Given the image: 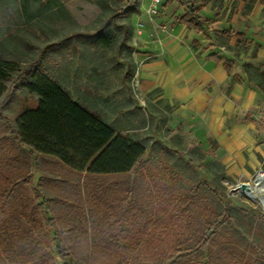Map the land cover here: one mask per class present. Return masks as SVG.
I'll list each match as a JSON object with an SVG mask.
<instances>
[{
    "label": "rangeland",
    "instance_id": "374dc122",
    "mask_svg": "<svg viewBox=\"0 0 264 264\" xmlns=\"http://www.w3.org/2000/svg\"><path fill=\"white\" fill-rule=\"evenodd\" d=\"M136 2L127 10L126 0H0V61L10 77L35 63L72 101L147 152L129 175L84 176L17 144L0 125V208L21 227H43L48 237L32 257L40 264H62L59 252H71L78 228L98 238L89 222L104 225L106 240L113 221L188 215L184 231L207 238L198 262L229 254V264H264V211L235 189L258 175L264 159V94L238 82L246 64L264 71V6L244 14L243 0H215L216 14L207 3L198 11L205 31L196 33L178 24L189 10L177 1L161 0L155 10L150 0ZM227 29L229 40L221 34ZM210 55L235 66L222 77ZM32 73L13 87L3 83L0 111L15 130L31 101L23 86ZM237 84L255 92L249 108L230 97ZM228 99L234 109L224 117L219 106Z\"/></svg>",
    "mask_w": 264,
    "mask_h": 264
},
{
    "label": "trees",
    "instance_id": "16d2710c",
    "mask_svg": "<svg viewBox=\"0 0 264 264\" xmlns=\"http://www.w3.org/2000/svg\"><path fill=\"white\" fill-rule=\"evenodd\" d=\"M136 1L126 0V9H133ZM174 1L189 10V13L178 20V24L185 25L189 30L204 32L206 23L198 11L210 2L212 7L216 8L215 0ZM243 1L245 4L241 12L244 14L250 12L255 3L264 6V0ZM218 11L219 8H216V14ZM221 34L227 40L234 35L232 29L224 30ZM235 36L236 46L240 48L244 44L245 36L242 32ZM251 56L255 58V52H252ZM209 58L217 64L221 62L216 55H210ZM35 65L32 63L16 76L10 77L11 66L0 61V94L5 91L4 82L11 80L13 87L33 71L31 80L23 86L31 101L23 106L16 118L17 130L9 117L0 111V125L3 131L14 137L17 144L31 149L36 155L54 157L71 172L96 178L127 174L143 160L146 153L144 146L113 130L93 112L72 101L66 92L42 71L35 70ZM233 65L235 64L231 60H227L223 68L227 71ZM242 72L246 82L264 94V71L246 64ZM241 80L242 77L239 78V81ZM8 97L2 104L7 102ZM261 161L264 170V159ZM177 206L176 202L174 209ZM11 217L7 210L0 208V264H40L32 257L33 254L40 256L43 250L41 237H48L43 232V227H21L19 222ZM190 217H160L154 218L153 222L152 218L113 221L108 226L105 225V228L112 230L106 240L101 238V228L104 225L101 226L100 222H89L100 229L101 232H97L99 237L95 238L92 233L89 238L84 237L81 230L76 229L75 232L79 236H76L69 246V254L62 250L59 252L60 263L106 264V261L121 257V264H205L198 262L195 256L208 247L206 236H193L184 231V228L190 225ZM220 225L221 223H217L214 230ZM196 238L198 239L195 240ZM222 257L225 258L223 262L221 258L215 257L218 262L216 264H229L235 259L229 254ZM238 264H242L241 259Z\"/></svg>",
    "mask_w": 264,
    "mask_h": 264
},
{
    "label": "crops",
    "instance_id": "0c3cea01",
    "mask_svg": "<svg viewBox=\"0 0 264 264\" xmlns=\"http://www.w3.org/2000/svg\"><path fill=\"white\" fill-rule=\"evenodd\" d=\"M183 25V24H182ZM181 25V26H182ZM185 26V25H184ZM186 28V27H185ZM189 30V29H188ZM195 31V30H194ZM196 32V31H195ZM197 33V32H196ZM210 59V62L211 63H213L214 65H220L221 67H220V71H218L219 73V75H221L222 77L223 76H225L227 73V71L223 68V64H224V62H222V60H221V62L220 63H216L214 60H211V58H209ZM235 65H233L232 67H234ZM231 67V68H232ZM230 68V69H231ZM229 69V70H230ZM208 71V70H207ZM203 72V71H202ZM202 74V73H201ZM204 74H206L205 72H203V74H202V78L201 79H204L205 77H206V75H204ZM239 78H241L242 77V80L241 81H243V80H245V77H244V74H243V76L241 75V77L240 76H238ZM239 78H238V82L239 83H241V81H239ZM246 81V80H245ZM247 83V82H246ZM248 84V83H247ZM249 85V84H248ZM244 89L240 86V85H235L234 86V89H233V91H232V93H230V97H233L234 99H240L241 100V103H243V105L245 104V109L246 108H249L250 106H252L253 104H254V95H255V92H253V91H243ZM256 92H257V90H255ZM260 93V92H259ZM229 104H231L232 106H231V108L230 109H228V105ZM219 109H220V112H221V115L222 116H226V115H231L230 113L233 111V109H234V105L231 103V100H223V103H222V105L221 106H219ZM145 157H147V152L145 153V155H144V157L143 158H145ZM138 165V164H137ZM136 165V166H137ZM135 166V167H136ZM134 167V168H135ZM134 168L130 171V172H132L133 170H134ZM130 172L129 173H127V174H122V175H116V176H126V175H129L130 174ZM128 189H130V190H132V189H134L135 190V186H134V183L133 184H131L130 186H129V188ZM129 190V191H130ZM121 192H126L125 190H121ZM124 199L122 198V200L121 201H123ZM153 220H154V218H152V222H153ZM144 264H149V263H144Z\"/></svg>",
    "mask_w": 264,
    "mask_h": 264
},
{
    "label": "bare ground",
    "instance_id": "6f19581e",
    "mask_svg": "<svg viewBox=\"0 0 264 264\" xmlns=\"http://www.w3.org/2000/svg\"><path fill=\"white\" fill-rule=\"evenodd\" d=\"M248 189L241 192L253 205L264 211V171L259 170L258 175L246 182Z\"/></svg>",
    "mask_w": 264,
    "mask_h": 264
},
{
    "label": "water",
    "instance_id": "95a60500",
    "mask_svg": "<svg viewBox=\"0 0 264 264\" xmlns=\"http://www.w3.org/2000/svg\"><path fill=\"white\" fill-rule=\"evenodd\" d=\"M261 170V169H259ZM236 190L240 191V192H244L245 190L248 189V186L246 185V183H239L236 185Z\"/></svg>",
    "mask_w": 264,
    "mask_h": 264
},
{
    "label": "built area",
    "instance_id": "2783aa9c",
    "mask_svg": "<svg viewBox=\"0 0 264 264\" xmlns=\"http://www.w3.org/2000/svg\"><path fill=\"white\" fill-rule=\"evenodd\" d=\"M161 0H150L151 2V7L153 10L157 7V5L160 3Z\"/></svg>",
    "mask_w": 264,
    "mask_h": 264
}]
</instances>
